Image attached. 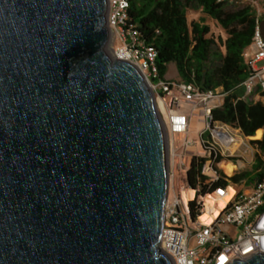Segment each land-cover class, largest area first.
Instances as JSON below:
<instances>
[{
	"label": "water",
	"instance_id": "water-1",
	"mask_svg": "<svg viewBox=\"0 0 264 264\" xmlns=\"http://www.w3.org/2000/svg\"><path fill=\"white\" fill-rule=\"evenodd\" d=\"M106 0H0V264H173L166 133ZM231 264H264V253Z\"/></svg>",
	"mask_w": 264,
	"mask_h": 264
},
{
	"label": "built area",
	"instance_id": "built-area-1",
	"mask_svg": "<svg viewBox=\"0 0 264 264\" xmlns=\"http://www.w3.org/2000/svg\"><path fill=\"white\" fill-rule=\"evenodd\" d=\"M106 2L109 54L112 59L129 62L141 73L152 92L166 133L168 184L160 250L173 264H231L234 259L244 260L264 253V179L255 181L246 190L230 183L210 192L220 174L209 164L222 162L224 150L235 145L248 147L243 141L236 142L225 129L233 128L224 124L217 127V122L211 119V112L222 106L226 93L221 88L200 90L189 82L160 77L156 50L145 43L135 26L127 23L130 0ZM251 45L254 53L246 62L249 72L242 83L246 96L256 90L264 93V67H256L257 62L264 61V38L258 26ZM194 118H201L205 123L196 135L191 134ZM199 151L208 155L207 161L199 157ZM217 157L221 161L216 162ZM199 159L205 160L201 174L206 180L202 187L193 189L188 182V171L191 162ZM226 164L237 169L232 161ZM206 199L211 201L209 207ZM190 200L197 206L198 214L194 218L189 212ZM218 201L222 205L217 210Z\"/></svg>",
	"mask_w": 264,
	"mask_h": 264
},
{
	"label": "trees",
	"instance_id": "trees-1",
	"mask_svg": "<svg viewBox=\"0 0 264 264\" xmlns=\"http://www.w3.org/2000/svg\"><path fill=\"white\" fill-rule=\"evenodd\" d=\"M224 4L218 0H130L127 17V23L135 26L145 43L156 50L160 77L165 76L168 64L173 63L181 81L200 90L221 88L226 93L222 106L211 112L213 122L237 129L244 137L263 130L260 139L250 141L255 149L250 171L229 178L219 172L210 192L230 183L244 182L249 188L264 179V104L246 96L242 85L249 72L243 53L251 46L258 21L248 9L229 12ZM187 9H199L204 17L188 22ZM205 18L220 26L225 33L223 40L219 36L216 41L213 39ZM218 46L224 51L215 54L213 49ZM204 161L193 160L190 164L188 182L193 189L202 187L206 180L201 174ZM219 161L221 157H217L216 162ZM232 170L224 172L229 175ZM189 212L192 218L198 214L194 201L189 202Z\"/></svg>",
	"mask_w": 264,
	"mask_h": 264
},
{
	"label": "rangeland",
	"instance_id": "rangeland-1",
	"mask_svg": "<svg viewBox=\"0 0 264 264\" xmlns=\"http://www.w3.org/2000/svg\"><path fill=\"white\" fill-rule=\"evenodd\" d=\"M224 9L229 12H235L242 9H248L249 12L253 17H255L258 21V27L260 29V33L262 37L264 38V0H231L224 4ZM186 16L188 22L193 20H199V18L204 17V15L201 13L199 9H187L186 10ZM206 19V24L209 26L210 34L212 35L213 39L216 41V37L222 35L225 37L224 31L220 28V26L213 20L209 18ZM217 43V42H216ZM218 45V43H217ZM215 54H219L220 52H223V48L218 46V48L214 47L213 49ZM215 61V60H214ZM247 61V59H246ZM165 78L172 79V80H180L179 77L176 74V69L173 63L168 64L167 70L165 73ZM192 135H196L203 127L204 121L201 118H194L192 120ZM236 130V129H233ZM237 131V130H236ZM237 136H240L241 141L247 144L248 147H238L235 145L233 148L237 149V153L231 155V154H225L223 157L222 162H219L217 164H209L211 169L218 170L219 172L223 173L227 178L246 171H250L251 165L254 161V153L255 149L250 143V141L258 140L261 138L262 131L257 135L255 134L252 137H244L240 131H237ZM239 144V143H237ZM199 157L204 158L206 161L208 159V155L206 153H203L199 151ZM232 161L233 164L237 166L236 170H232L233 167L230 164H226L227 161ZM232 170L229 175H227L224 171ZM208 175H211L210 171H206ZM209 177V176H208ZM210 180V178H209ZM208 180V181H209ZM238 189L246 190V186H244V182L237 184ZM248 189V188H247ZM193 200V199H192ZM190 200V201H192Z\"/></svg>",
	"mask_w": 264,
	"mask_h": 264
},
{
	"label": "crops",
	"instance_id": "crops-1",
	"mask_svg": "<svg viewBox=\"0 0 264 264\" xmlns=\"http://www.w3.org/2000/svg\"><path fill=\"white\" fill-rule=\"evenodd\" d=\"M220 36H221L220 38H221L222 40L225 38V37H223L222 35H220ZM253 53H254V48H253L252 45L249 46L248 48H246V49L244 50L243 57H244L245 62H247V61H249V60L252 59V57H253ZM246 59H247V61H246ZM256 67H258V68H262V67H264V61H259V62H257V63H256ZM250 98H251L254 102L259 101V102H261V103L264 104V96H260V93H259V92H254V93H252V94L250 95ZM260 131L263 132V130H260Z\"/></svg>",
	"mask_w": 264,
	"mask_h": 264
},
{
	"label": "bare ground",
	"instance_id": "bare-ground-1",
	"mask_svg": "<svg viewBox=\"0 0 264 264\" xmlns=\"http://www.w3.org/2000/svg\"><path fill=\"white\" fill-rule=\"evenodd\" d=\"M216 125H217V127H221V126H223L222 123H219V122H217ZM225 129L228 131V133L233 137V139H234L236 142H240V141H241V139H240L241 137H240V136H237V135H238V134H237V131H234V130L229 129V128H225ZM224 152H225L226 154H231V155H233V154L237 153L238 151H237L236 148L231 147L230 149H226V150H224ZM230 194H231V192L229 193V195H230ZM191 195H192V193L190 192V193L188 194V196L191 197ZM229 195H228V196H229ZM186 199H187V197H186ZM205 203H206V206L209 207V205L211 204V201H210L209 199H206ZM221 205H222V203H221L220 201H218V202H217V210L220 209ZM204 219H205V217H202V220H204Z\"/></svg>",
	"mask_w": 264,
	"mask_h": 264
}]
</instances>
